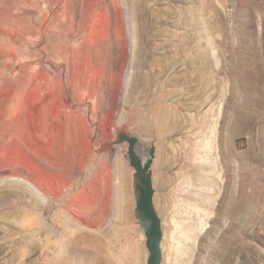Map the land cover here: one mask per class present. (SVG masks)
I'll return each instance as SVG.
<instances>
[{"label":"rangeland","instance_id":"374dc122","mask_svg":"<svg viewBox=\"0 0 264 264\" xmlns=\"http://www.w3.org/2000/svg\"><path fill=\"white\" fill-rule=\"evenodd\" d=\"M1 3L0 264H146L120 130L161 264H264V0Z\"/></svg>","mask_w":264,"mask_h":264},{"label":"water","instance_id":"95a60500","mask_svg":"<svg viewBox=\"0 0 264 264\" xmlns=\"http://www.w3.org/2000/svg\"><path fill=\"white\" fill-rule=\"evenodd\" d=\"M127 144L126 159L130 176V192L133 199L132 215L135 225L142 231L147 251L146 264H161V242L163 231L161 219L154 206L153 161L155 141L151 142L145 157L137 152L139 140L120 130L111 142L102 145L99 152L108 151L114 146Z\"/></svg>","mask_w":264,"mask_h":264},{"label":"crops","instance_id":"0c3cea01","mask_svg":"<svg viewBox=\"0 0 264 264\" xmlns=\"http://www.w3.org/2000/svg\"><path fill=\"white\" fill-rule=\"evenodd\" d=\"M27 1L29 2V1H38V0H0V2H7L9 5L8 6H10V4H13V2H14V5H11L12 6V8H14V10H18V9H20L21 11L26 7L27 8V5L25 4V3H27ZM6 3V4H7ZM4 4V3H3ZM3 4L1 3L0 4V6H3ZM9 15H11L12 16V14H9ZM15 16H17L18 17V15H15ZM20 16H22V15H20ZM17 27L18 26H16V29H17ZM19 28H20V26H19ZM21 29V28H20Z\"/></svg>","mask_w":264,"mask_h":264},{"label":"bare ground","instance_id":"6f19581e","mask_svg":"<svg viewBox=\"0 0 264 264\" xmlns=\"http://www.w3.org/2000/svg\"><path fill=\"white\" fill-rule=\"evenodd\" d=\"M239 111H240L239 109H235L234 113H235V114H239ZM210 144H211V143H209V142L207 141V142L205 143V145L202 147V149H204V151L207 152V153H209V154H211V151H213V147H214V146L212 147V145H210ZM205 155H206V154H205ZM219 156H220V155H219ZM224 157H225V156H224ZM255 157H257V156H255ZM255 157H254V158H255ZM256 159H257V158H256ZM209 161H210V160H209ZM209 161H208V162H209ZM256 161H257V160H256ZM248 162H249V161H248ZM252 162H253V161H252ZM252 162H251V163H252ZM213 163H214V162H213ZM222 163H223V162H222ZM249 163H250V162H249ZM253 163H254V162H253ZM253 163H252V164H253ZM211 164H212V163H211ZM214 164H215V163H214ZM242 164H243V163H242ZM223 165H224V164H223ZM211 167H212V166H211ZM222 167H223V166H222ZM239 167H240V166H239ZM205 177H207V176H205ZM207 180H208V179H207ZM210 182H211V181H210ZM206 185H208V183H207ZM205 198H206V197H205Z\"/></svg>","mask_w":264,"mask_h":264}]
</instances>
